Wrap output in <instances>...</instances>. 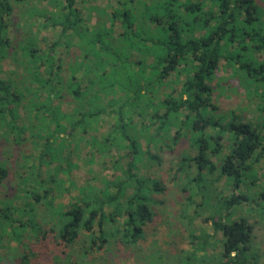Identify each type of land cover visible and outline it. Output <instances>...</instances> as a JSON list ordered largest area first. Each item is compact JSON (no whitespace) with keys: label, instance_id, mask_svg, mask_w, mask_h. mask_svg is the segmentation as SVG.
Masks as SVG:
<instances>
[{"label":"trees","instance_id":"trees-1","mask_svg":"<svg viewBox=\"0 0 264 264\" xmlns=\"http://www.w3.org/2000/svg\"><path fill=\"white\" fill-rule=\"evenodd\" d=\"M95 1L0 0V128L13 133L14 144L29 133L38 150L24 157L30 162L24 183L43 190L26 194L43 202L51 192L40 184L39 171L57 162L51 178L68 177L86 135L89 160L118 155L112 164L120 175L114 179L74 185L76 195L64 207L53 208L49 195L55 223L41 238L49 233L69 248L62 253L68 264H116L114 258L134 264H264L253 225L234 218L240 206L264 199V189L252 192L256 165L264 158V26L255 0H107L109 11ZM33 22L52 37L40 38ZM6 61L14 70L3 75ZM221 61L259 100L254 123L233 111L224 122L227 116L217 113L212 84ZM107 118L108 131L100 135L97 124ZM183 138L194 154L181 153L175 178L181 174L191 184L202 175L215 177L214 183L223 177L231 194L207 187L216 207L205 218L210 235L191 231L202 202L191 216L182 215L188 251L173 240L168 250L146 253L139 243L155 216L153 206L162 203L154 195L166 188L141 173L143 162L160 166L159 153L173 152ZM225 145L228 152L221 156ZM7 172L0 163V181ZM53 182L69 190L55 177ZM27 207L21 216L33 213L34 204ZM10 209H0V225L3 231L14 225L16 242L27 227L40 233L35 216L16 220ZM211 243L219 251L209 252Z\"/></svg>","mask_w":264,"mask_h":264},{"label":"rangeland","instance_id":"rangeland-1","mask_svg":"<svg viewBox=\"0 0 264 264\" xmlns=\"http://www.w3.org/2000/svg\"><path fill=\"white\" fill-rule=\"evenodd\" d=\"M259 9V20L264 26V0H255ZM93 4L98 5L102 9L109 11L110 3L107 0H97ZM43 5V4H42ZM94 22V19L91 20ZM38 22H33L32 29L39 34V37L50 39L53 32L48 28H42L38 26ZM13 64L7 61L2 66V74L13 71ZM213 103L218 107L217 113L227 116L225 121H228V114L233 111L240 114L244 120L254 123L258 117V105L259 100L247 93L245 89L239 84L238 79L231 73V70L226 69L224 62L221 61L219 68L217 69L213 81ZM174 88H177L174 86ZM19 113L23 115V111ZM264 120V113L261 114ZM108 120L99 121L97 124L98 132L100 135H105L108 131ZM87 135L80 141V149L78 154L77 167L70 170L68 177L64 174H54L53 178L50 175L53 174L52 169L56 167V164H50L48 167H42L37 175V178L41 180V185L49 190L51 193L43 202H34V198H31L26 192L43 190L37 186V183L30 184L26 181V177L30 170L27 168L30 162L25 161V156L32 155L33 157L38 153L35 143L31 141L29 133L25 132L21 136L19 144H14V135L12 132H4L3 128H0V163L5 165L7 169V176L0 181V209H4L7 206L10 207V216L16 220L25 221L26 218L32 219L34 216V223L40 227V233H37L30 227H27L24 232H21L20 242H16L12 236H15L14 225L12 227L2 230L0 225V264H21V259H25L27 264H68L63 252L70 253L69 248H63V246L57 243V240L48 232L44 238H41L42 231H47L52 226L55 218L52 216V210L48 205L49 195L52 197L53 208L57 206H66L72 197L76 195L74 185L79 187L85 183L91 185H100V181L104 178L106 180H112L116 176H119L120 172H116L114 169L113 161L116 160L118 155L116 151L106 154L103 160L99 156L95 159L89 160L90 150L87 144ZM228 148L225 147L221 151V156L226 154ZM151 151L156 153V149L152 148ZM165 151V150H162ZM187 152L189 155H193L194 152L188 146V141L185 138L175 147L173 152H160L159 156L162 158V163L157 166L154 163L143 162L141 173L147 174L152 178H156L166 188L163 194L154 195V200L162 203H158L153 206L155 216L146 229L145 240L140 242V247L147 252H154L155 250H168L172 245L173 240L176 242V248L181 251H188L190 249L189 241L187 238V220L182 218L183 214L186 217L191 216L192 212H195V206L199 205L200 210L198 213L200 216L193 219L192 224L194 230H191L194 235L203 236L204 234H211L212 228L210 224L205 220L210 213L216 211L215 203L212 191H207V187L212 185V190L218 192L223 197H229L231 194L230 185L227 184L225 178L220 177L216 183H214L215 177L211 179H205L202 175L200 181L197 183L189 184V180L183 175H177L176 178L173 175L175 165L179 160L181 153ZM31 156V158H32ZM30 158V160H31ZM29 160V161H30ZM213 161L217 164L218 159L215 157ZM29 167V166H28ZM194 168H191L189 177H193ZM218 173V171H217ZM217 173H215L217 175ZM256 175L258 181L252 192H259L264 189V158L256 165ZM55 181L63 183V187L69 190L60 191ZM37 179V180H38ZM51 179V180H49ZM33 181V180H31ZM72 182V183H71ZM72 184V185H71ZM187 185V186H186ZM192 185V194L182 192V187H188ZM36 187L35 188H33ZM39 189V190H38ZM198 191V192H197ZM42 191L39 192L41 194ZM211 194V199L209 195ZM193 204L187 201L186 197L191 196ZM202 200H201V198ZM34 204V211H28L27 214L20 215L23 208L27 210V205ZM20 210V212H19ZM9 213V212H8ZM247 218L249 223L254 227V244L258 247L259 254L262 256V262L264 263V199L259 200L255 204L249 203V205H243L237 208L236 217ZM190 231V232H191ZM211 240H217L216 237H212ZM216 244L211 243L210 250L214 249ZM75 250L78 248L75 247ZM219 251L218 247L214 249ZM62 251V252H61ZM103 254H100V257ZM105 256V255H104ZM58 257V260L55 259ZM113 260V259H112ZM116 264H134L132 259L125 261H118L114 258ZM102 264V263H101Z\"/></svg>","mask_w":264,"mask_h":264}]
</instances>
